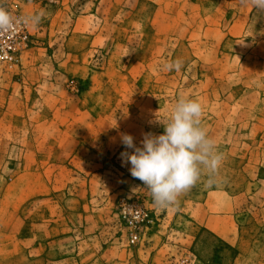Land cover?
I'll return each mask as SVG.
<instances>
[{
    "label": "rangeland",
    "instance_id": "rangeland-1",
    "mask_svg": "<svg viewBox=\"0 0 264 264\" xmlns=\"http://www.w3.org/2000/svg\"><path fill=\"white\" fill-rule=\"evenodd\" d=\"M4 2L44 15L0 66V264H264V13L241 0ZM180 99L201 104L222 161L158 209L122 165L120 134L142 146ZM127 200L152 220L134 244Z\"/></svg>",
    "mask_w": 264,
    "mask_h": 264
},
{
    "label": "clouds",
    "instance_id": "clouds-1",
    "mask_svg": "<svg viewBox=\"0 0 264 264\" xmlns=\"http://www.w3.org/2000/svg\"><path fill=\"white\" fill-rule=\"evenodd\" d=\"M242 6H251L264 13V0H241ZM44 13L14 17L0 0V32L14 31L17 25L38 26ZM179 59L163 64L164 71H180ZM202 106L191 99H180L170 116L156 122L164 128L162 134H144L142 146L134 143L132 135L121 133L120 140L131 152H121L123 164H130V174L139 180L151 194L158 209L178 204L181 194L188 191L200 178L202 167L214 174L222 161V154L215 151L214 142L201 127ZM117 127L114 126V128Z\"/></svg>",
    "mask_w": 264,
    "mask_h": 264
},
{
    "label": "built area",
    "instance_id": "built-area-1",
    "mask_svg": "<svg viewBox=\"0 0 264 264\" xmlns=\"http://www.w3.org/2000/svg\"><path fill=\"white\" fill-rule=\"evenodd\" d=\"M14 17H25L7 8ZM32 34L29 25H17L14 31L0 32V66L20 61L21 55L30 48ZM121 220L128 231L129 241L139 240L140 231L151 223L149 211L137 202L127 200L120 204Z\"/></svg>",
    "mask_w": 264,
    "mask_h": 264
},
{
    "label": "bare ground",
    "instance_id": "bare-ground-1",
    "mask_svg": "<svg viewBox=\"0 0 264 264\" xmlns=\"http://www.w3.org/2000/svg\"><path fill=\"white\" fill-rule=\"evenodd\" d=\"M22 56V55H21ZM21 58V57H20Z\"/></svg>",
    "mask_w": 264,
    "mask_h": 264
}]
</instances>
